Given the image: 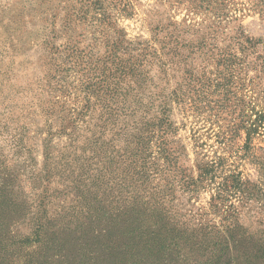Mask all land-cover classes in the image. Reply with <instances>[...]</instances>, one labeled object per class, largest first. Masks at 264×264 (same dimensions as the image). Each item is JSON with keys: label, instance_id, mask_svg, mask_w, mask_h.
Instances as JSON below:
<instances>
[{"label": "rangeland", "instance_id": "obj_1", "mask_svg": "<svg viewBox=\"0 0 264 264\" xmlns=\"http://www.w3.org/2000/svg\"><path fill=\"white\" fill-rule=\"evenodd\" d=\"M226 4L228 18L217 21L186 0H0V264H264V131L246 141L237 118L264 109V0ZM247 41L254 47L240 53ZM73 45L108 60L110 86L133 95L136 79L147 87L139 98L154 104L149 117L164 99L168 108L169 157L153 146L143 185L116 157L122 119L102 129L103 151L113 154L104 155L105 184L89 192L121 196L97 217L70 193L90 156L82 171L72 165L90 137L69 136L71 120L84 127L73 112L85 103L84 71L72 66L75 53L63 59ZM220 48L243 59L220 66ZM96 98L89 128L98 132ZM234 175L241 193L229 188ZM133 231L153 242L129 240Z\"/></svg>", "mask_w": 264, "mask_h": 264}, {"label": "trees", "instance_id": "obj_2", "mask_svg": "<svg viewBox=\"0 0 264 264\" xmlns=\"http://www.w3.org/2000/svg\"><path fill=\"white\" fill-rule=\"evenodd\" d=\"M186 1L190 3L192 9L200 8L210 10L212 18L217 21L228 18L229 11H227V0ZM260 2H262V0H260ZM252 47L254 46H252L250 42L247 41L246 46L242 47L241 45H239L240 53H245ZM71 48L72 49L69 50L70 54L66 53V56L63 57L65 64H69L71 62V59L75 57L73 55L76 51L74 50V45ZM118 48V46H112V53L109 57H107L109 58V60H115V55L118 52ZM85 51L86 49L75 53L76 61H74L72 65L73 67L78 66L80 71H84V74L81 76L82 79L80 82L82 83L81 86H83L82 90L85 95V103L82 104L81 107L73 110L75 115L74 119L82 120L81 122L84 124V127L78 129V127L74 124L75 122L71 120L69 122V125L72 127V132L76 131V133L69 136H76L79 134V131H86L87 133H90V137L85 138L86 144L85 147L81 149V156H75L76 154H73L74 158L72 160V165L75 166L79 171H82L84 165H78L81 157L84 156L86 152H88L90 156L87 157L85 155L86 160L84 162L86 165V170L83 171V175H78L73 181V184L76 185H74L70 189V193H72L73 189H75L76 192L80 194V197L83 198L82 202L85 203L88 212H92V214L97 217L99 213L101 214L105 211V201H112L113 203L115 199L121 196L120 192L114 195L112 189H109L107 192L104 191V193H102V195L100 196L98 195V193L89 192L91 189L101 187L105 184L102 181V177H104V175L101 170V168H103V160H105L104 155H107L109 153L112 156L113 154L112 152H109L107 150L103 151V143L100 142L103 135L102 129L108 125L115 126L120 118L122 119V128L123 131H125L124 138H126L125 147L122 148V154L119 155L118 152L116 153V157L125 159V161H127L128 168L133 169V173L136 176L138 183L143 185L147 177L144 169L147 163L150 162V160H148L147 158L150 156H148L147 153L153 150V146L157 149V154L164 157L165 160H167V158L169 157V154L167 153L166 137L169 132L170 125L166 118L168 108L165 99L161 102L158 101L160 103V111H157L154 116L149 117L151 108L154 107V104L152 102L143 104L142 98H139V91H142L143 93V91H145L147 87H145L142 83L139 82V80L136 79L135 85H137L138 91H136V94L133 95V91L126 85L122 86L120 85V83H118L117 85L110 86V84L106 83V80L104 79L106 64L108 60L100 64L99 62L94 61L93 55L90 52L84 53ZM217 55L218 65L224 67L232 66L234 64L237 65V62H241V60L239 59H243V57L238 58L235 55H232L231 52H228L223 48L218 49ZM77 58L79 59V62ZM56 66L57 72L63 73L64 71H66L65 69H67L66 67H61L58 64ZM114 66L116 74H119V76H123L125 74L126 67L123 66L120 62L115 63ZM135 72L136 70L129 69L128 74H130V76L134 78ZM101 91L104 93V96L95 95L100 93ZM175 95L176 93L175 91H173L171 97L174 98L173 101L178 102L179 99ZM94 97H97L96 101L99 107L98 118L96 119V123L94 124V128L99 129L98 132L91 131V129L89 128V119L91 118L92 112H94V108L91 107L90 101ZM250 107L251 105L247 104V109ZM253 107L249 110V115L247 114V112H243L237 117L241 120L239 128L245 131L247 138L246 141L249 140V137L252 134L257 133L260 130H262V132L264 131V109L262 108L260 111H255ZM252 116H254V118H252ZM87 117L88 120H86ZM135 117H138L137 121L135 120ZM130 120H133V122L129 123ZM63 134L68 135L66 131L63 132ZM75 141L76 138L74 140H70V145ZM107 160L105 161V165L111 167L114 164L113 160H110L109 157H107ZM74 172L75 171L72 169V174H74ZM83 176H86L83 182L88 181L86 186H84L81 181V178ZM207 176L208 174H205L203 179H205ZM236 177L239 176L234 175L231 177V185L229 186V188L234 192H236L240 185H242V183L239 182L237 180L238 178ZM120 182L122 183V181ZM227 182L228 181L224 180L223 184L219 187L220 192L226 189ZM82 188L85 189L86 194L82 190ZM83 192L85 195H83ZM237 192L241 193L242 190H237ZM116 203L119 202L116 201ZM105 212L109 213V211ZM156 224L157 223H154V225H152L150 228L155 230ZM134 232L135 231L132 232L133 234L131 238H129V240L138 238L144 243L153 242L151 241L153 240V238L151 239L150 237H147V234L143 236ZM169 242L181 243V240L171 238L169 239ZM218 243H230V241L227 238H224L223 242L221 241Z\"/></svg>", "mask_w": 264, "mask_h": 264}]
</instances>
